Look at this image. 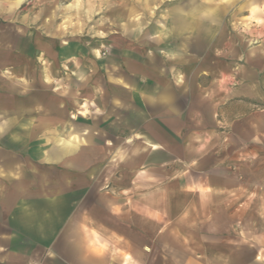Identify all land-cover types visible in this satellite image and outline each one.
<instances>
[{"label":"crops","instance_id":"0c3cea01","mask_svg":"<svg viewBox=\"0 0 264 264\" xmlns=\"http://www.w3.org/2000/svg\"><path fill=\"white\" fill-rule=\"evenodd\" d=\"M118 4L0 1V264H264V0Z\"/></svg>","mask_w":264,"mask_h":264},{"label":"rangeland","instance_id":"374dc122","mask_svg":"<svg viewBox=\"0 0 264 264\" xmlns=\"http://www.w3.org/2000/svg\"><path fill=\"white\" fill-rule=\"evenodd\" d=\"M2 6H6L7 12L11 7L15 8L17 15H23L27 10L34 6V10H40L41 6H48L49 10L54 13V16L61 22H79V31L82 37H89V34L96 35V39L91 41V44L97 46V55H104L107 48L104 40H100L99 36L104 35L109 25H106V16L110 17L111 11H114L119 5L120 0H0ZM41 1H44L41 4ZM37 2V4H35ZM75 3V7L71 9V5ZM74 12V13H72ZM74 16V17H73ZM16 15L14 16V18ZM62 18H65L64 21ZM112 30H117V25L112 23ZM109 30V29H108ZM114 37V36H113Z\"/></svg>","mask_w":264,"mask_h":264}]
</instances>
